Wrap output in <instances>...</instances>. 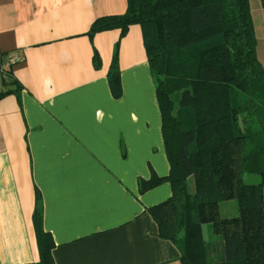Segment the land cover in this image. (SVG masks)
Masks as SVG:
<instances>
[{
    "label": "crops",
    "instance_id": "1",
    "mask_svg": "<svg viewBox=\"0 0 264 264\" xmlns=\"http://www.w3.org/2000/svg\"><path fill=\"white\" fill-rule=\"evenodd\" d=\"M251 12L264 67V8ZM128 0H0V264H181L149 208L172 195L142 28L89 35ZM117 48L122 95L109 73ZM158 186L141 192L153 176ZM222 254V239L216 247ZM216 259V260H217Z\"/></svg>",
    "mask_w": 264,
    "mask_h": 264
},
{
    "label": "trees",
    "instance_id": "2",
    "mask_svg": "<svg viewBox=\"0 0 264 264\" xmlns=\"http://www.w3.org/2000/svg\"><path fill=\"white\" fill-rule=\"evenodd\" d=\"M134 24L142 28L170 165L172 195L149 208L158 236L179 248L181 264H264V67L250 0H128L125 15L98 18L89 35L125 34ZM116 59L117 48L109 84L119 98ZM245 174L261 182L247 184ZM162 181L154 175L141 192ZM229 200L238 214L223 218L220 203ZM208 223L222 239L214 262L203 235ZM34 224L40 261L31 264H55L37 207Z\"/></svg>",
    "mask_w": 264,
    "mask_h": 264
},
{
    "label": "rangeland",
    "instance_id": "3",
    "mask_svg": "<svg viewBox=\"0 0 264 264\" xmlns=\"http://www.w3.org/2000/svg\"><path fill=\"white\" fill-rule=\"evenodd\" d=\"M252 3H255L254 0H251ZM184 117H188L189 113L185 112ZM244 181L247 184H257L261 182V179L258 175H251V174H245L244 175ZM189 189L190 191H193L192 187V180H189ZM220 213L223 218H231L234 216H237L238 214V207H237V202L236 200H229L226 202L220 203ZM203 235L205 242L208 243L209 245V250H210V260L212 262L216 261L217 258V250L216 247H218V243L221 240V237L219 234H216L212 230V225L211 224H205L203 225Z\"/></svg>",
    "mask_w": 264,
    "mask_h": 264
}]
</instances>
